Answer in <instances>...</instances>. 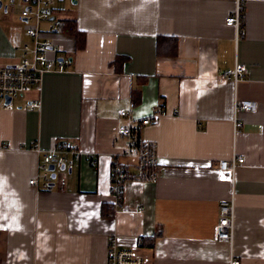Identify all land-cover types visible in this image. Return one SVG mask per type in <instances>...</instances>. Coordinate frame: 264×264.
<instances>
[{
    "label": "crops",
    "instance_id": "0c3cea01",
    "mask_svg": "<svg viewBox=\"0 0 264 264\" xmlns=\"http://www.w3.org/2000/svg\"><path fill=\"white\" fill-rule=\"evenodd\" d=\"M17 1L0 0V67L32 42ZM74 1L54 14L76 20L87 43L77 50L73 35L43 22L55 69L44 76L41 106L29 108L36 94L11 108L0 96V264H107L111 238L131 248L160 229L153 247L139 246L151 264H228L231 252L242 264H264V0H244L239 31L226 24L235 0ZM160 35L178 38L175 55H158ZM62 59L70 63L59 70ZM237 64L246 71L236 83L224 76ZM236 100L257 107L236 110ZM162 103L165 113L142 129L158 143L160 177L128 182L116 206L112 161H131L120 112L147 117ZM66 141L82 158L56 171L52 189L30 184L42 181V152ZM234 153L244 162L232 184L217 166ZM232 191L231 247L215 227ZM109 205L113 217L102 214Z\"/></svg>",
    "mask_w": 264,
    "mask_h": 264
},
{
    "label": "built area",
    "instance_id": "2783aa9c",
    "mask_svg": "<svg viewBox=\"0 0 264 264\" xmlns=\"http://www.w3.org/2000/svg\"><path fill=\"white\" fill-rule=\"evenodd\" d=\"M13 3L17 0H5ZM26 7L21 13L20 20L25 23L26 32L31 37L32 42L25 44L22 49V57L15 64H8L0 67V96L5 102L6 108H11L17 98L30 97L29 108L35 109L41 106V93L43 90L44 76L47 72L54 70L53 63L49 57L52 43L46 38L42 29L44 21L53 19V28L58 30L62 18L56 17L55 1L63 0H21ZM77 1V0H75ZM3 2V0H1ZM236 7L231 15L226 19L228 26L235 27L238 31L243 26L244 0H235ZM68 59L58 62V69L64 70L69 64ZM246 71V66L237 64L234 70L224 77L239 82ZM11 101L6 102V97ZM166 105L162 103L156 108L151 116L137 118L129 110H122L121 117L126 118L125 123H121L118 133L125 137L127 146L124 149V156L131 159L130 163H123L114 158L112 161V191L116 196V206L122 204L125 194L126 184L134 182L157 183L161 174V164L158 152V143L142 137V129L152 124L159 116L165 113ZM257 104L250 100H236L235 108L246 110L256 109ZM235 126L241 125L235 117ZM41 152V150H38ZM84 152L74 143L66 141L60 142L53 150L42 152L39 163L40 175L30 180V184L37 188L52 189L53 173L65 166L71 168L76 160H79ZM91 162L96 163L97 158L89 154ZM244 162V158L238 157L236 153L230 159L221 160L217 170L221 179L234 184L237 168ZM54 165V169L50 168ZM236 229L235 221V199L233 191L230 198L222 199L220 202V217L215 227V238L225 241L232 247ZM138 244L131 248H120L115 238L110 239L107 255V264H151L149 259L139 251ZM228 264H242L231 252Z\"/></svg>",
    "mask_w": 264,
    "mask_h": 264
},
{
    "label": "trees",
    "instance_id": "16d2710c",
    "mask_svg": "<svg viewBox=\"0 0 264 264\" xmlns=\"http://www.w3.org/2000/svg\"><path fill=\"white\" fill-rule=\"evenodd\" d=\"M59 31L71 34L75 37L76 40V49L80 50L86 46L87 43V33L82 30L76 20L74 19H63L60 26L58 27ZM178 48V38L176 36H169V35H160L158 36L157 40V53L158 55H175ZM119 61L121 58L117 59L116 70L121 71L119 66ZM133 102L137 105L140 101V92L135 90L132 95ZM102 214L105 217H113L114 210L113 206H104L102 210ZM162 234V230L160 229L152 236H145L142 237L140 241V246L144 247H153L155 245V240L157 236Z\"/></svg>",
    "mask_w": 264,
    "mask_h": 264
},
{
    "label": "rangeland",
    "instance_id": "374dc122",
    "mask_svg": "<svg viewBox=\"0 0 264 264\" xmlns=\"http://www.w3.org/2000/svg\"><path fill=\"white\" fill-rule=\"evenodd\" d=\"M21 3L19 2V0L17 1V3H16V11H20V9H22V5H20ZM71 3H70V0H65V1H63V2H60V1H55V5H57V6H60V7H64V9H65V7L67 8V7H69V5H70ZM61 13H63V14H66V11L65 10H62V12ZM62 173V172H61ZM64 173V172H63Z\"/></svg>",
    "mask_w": 264,
    "mask_h": 264
},
{
    "label": "water",
    "instance_id": "95a60500",
    "mask_svg": "<svg viewBox=\"0 0 264 264\" xmlns=\"http://www.w3.org/2000/svg\"><path fill=\"white\" fill-rule=\"evenodd\" d=\"M74 2H76V1H74ZM10 101H11V98H10L9 96L6 97V102L9 103ZM50 168L53 170V169H54V165L52 164V165L50 166ZM61 169H62V170H65V166H62ZM52 176H53V178H56L57 173L54 172Z\"/></svg>",
    "mask_w": 264,
    "mask_h": 264
}]
</instances>
